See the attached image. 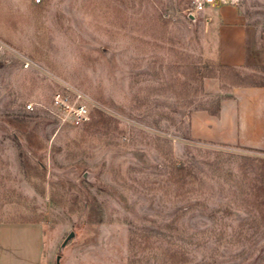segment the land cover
I'll return each mask as SVG.
<instances>
[{
    "label": "rangeland",
    "instance_id": "rangeland-1",
    "mask_svg": "<svg viewBox=\"0 0 264 264\" xmlns=\"http://www.w3.org/2000/svg\"><path fill=\"white\" fill-rule=\"evenodd\" d=\"M237 6L235 71L192 0H0V222L39 224L50 264H264V153L188 123L204 78L264 84V0ZM67 89L81 125L50 105Z\"/></svg>",
    "mask_w": 264,
    "mask_h": 264
},
{
    "label": "crops",
    "instance_id": "crops-1",
    "mask_svg": "<svg viewBox=\"0 0 264 264\" xmlns=\"http://www.w3.org/2000/svg\"><path fill=\"white\" fill-rule=\"evenodd\" d=\"M198 14L212 33L220 67L235 71L250 67L256 31L238 6L216 5ZM202 90L217 104L214 110L201 108L189 114L192 137L264 153V84L213 76L203 79ZM0 264H50L44 256L42 227L0 222Z\"/></svg>",
    "mask_w": 264,
    "mask_h": 264
},
{
    "label": "built area",
    "instance_id": "built-area-1",
    "mask_svg": "<svg viewBox=\"0 0 264 264\" xmlns=\"http://www.w3.org/2000/svg\"><path fill=\"white\" fill-rule=\"evenodd\" d=\"M40 0H36L39 2ZM240 0H192L191 15H197L206 7L216 5L237 6ZM51 107L57 111L60 117L74 125H81L89 120L90 110L85 96L75 89H67L64 94L54 96L51 100ZM32 109V105H27Z\"/></svg>",
    "mask_w": 264,
    "mask_h": 264
},
{
    "label": "water",
    "instance_id": "water-1",
    "mask_svg": "<svg viewBox=\"0 0 264 264\" xmlns=\"http://www.w3.org/2000/svg\"><path fill=\"white\" fill-rule=\"evenodd\" d=\"M191 16V18H192V15H190ZM73 237V232H70L67 236H66V238L63 240V242L61 243V248H63L65 245H66V243H67V241L70 239V238H72ZM59 258H60V256L58 255L57 256V261H56V264H59Z\"/></svg>",
    "mask_w": 264,
    "mask_h": 264
}]
</instances>
